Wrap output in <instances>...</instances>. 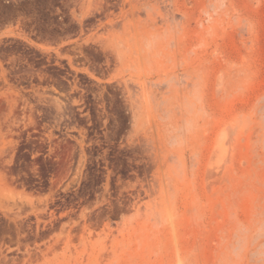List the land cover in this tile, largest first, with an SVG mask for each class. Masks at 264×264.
Instances as JSON below:
<instances>
[{"label": "rangeland", "instance_id": "rangeland-1", "mask_svg": "<svg viewBox=\"0 0 264 264\" xmlns=\"http://www.w3.org/2000/svg\"><path fill=\"white\" fill-rule=\"evenodd\" d=\"M0 264H264V0H0Z\"/></svg>", "mask_w": 264, "mask_h": 264}]
</instances>
